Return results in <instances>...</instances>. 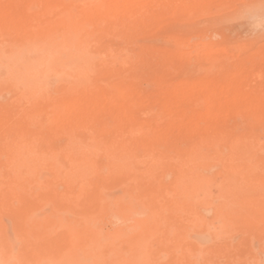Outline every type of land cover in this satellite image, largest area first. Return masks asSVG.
<instances>
[{"label": "bare ground", "instance_id": "6f19581e", "mask_svg": "<svg viewBox=\"0 0 264 264\" xmlns=\"http://www.w3.org/2000/svg\"><path fill=\"white\" fill-rule=\"evenodd\" d=\"M233 1L0 0V83L20 88L17 110L0 113V264H264L236 252L239 233L264 249L257 59L229 65L230 48L205 32L168 34L182 49L102 42ZM194 55L210 66L168 80L174 59ZM153 64L164 70L145 93Z\"/></svg>", "mask_w": 264, "mask_h": 264}, {"label": "rangeland", "instance_id": "374dc122", "mask_svg": "<svg viewBox=\"0 0 264 264\" xmlns=\"http://www.w3.org/2000/svg\"><path fill=\"white\" fill-rule=\"evenodd\" d=\"M236 2H238V3H236ZM234 3H235V5H234ZM263 10H264V0H244V2H243V0H234L232 2L231 6H229V7H226V8L225 7H214L209 12L199 13V14L197 13V14L193 15L192 18H191V20H194L193 22L190 21V18L184 19V20H181V21L178 20L180 22H178L177 20L176 21H171V22H168V23L165 22L164 24H162V25H165V26H159V28L158 27L155 28V30L157 29V31H155L154 28H149V30L145 31V33H139V32H135L134 33L133 32L134 34L132 33L130 35V36H133V38L131 37L132 39L130 37H128L129 39L127 38L128 40H125L126 39L125 37L123 39H120L119 36H112V37L111 36H107V37L103 38L102 42L103 43L104 42L105 43L108 42L110 44L113 43L114 45L113 44L112 45L114 47H115V45L116 46L118 45L117 47H122V46L126 47L127 46L128 49H130V50L135 48L132 51L135 52V53H139V51L142 52V51H145L148 48H155L157 50H163V49L168 48V47L174 48L175 46H176V48H180V49L184 48V47H181V46L175 44V42L173 43L174 40H171V38H168V36H167L168 34H171V33L177 34V33H179V31L182 34H186L187 33L189 36L193 37L194 40H196V37L201 32L202 33L205 32L208 35H213V36H215L217 34L215 36L217 43L220 46H221V43H222L223 47L225 46L227 48H230L229 49L230 52H229V56H228L229 57L228 58V64L229 65L233 64V63H236V62L247 61V60L250 63L251 60L255 61V59H257V62L255 61L256 63L254 62V63H252L250 65L252 66V68H254L253 70L255 72H257L259 70H263L264 71V63H263V61L261 62V58H264L263 57V55H264V52H263L264 51V43H263V41H264V12H262ZM253 15H255V16H253ZM258 15H260V16H258ZM194 17H195V19H194ZM256 17H258V19ZM178 23L181 25V27H180V25ZM174 24H175V26H174ZM168 27H169V29H167ZM179 28H180V30H179ZM181 29H183V30L181 31ZM153 31H154V33H153ZM211 31H213L214 33L211 32ZM156 39L158 40V42L156 41ZM127 42H130V43H128V45H131L132 47L128 46ZM132 42H133V44H132ZM242 43L245 46L242 47V45H243ZM258 43L260 44V46L259 45L256 46V44H258ZM261 43H263V46L261 45ZM149 44H152L153 47H151V45H149ZM239 44H241V45H239ZM171 45H172V47H171ZM0 46L1 47L3 46L4 50L6 48L8 49L9 42L1 43V41H0ZM4 46L6 48H4ZM246 46H247V48H245ZM161 47H163V49ZM186 48L187 47H185L186 51H190L188 48L187 49ZM260 48H261V50H260ZM7 49H6V51H7ZM257 50H259L261 53L263 52V55L260 54V52H258ZM237 53H238V55H237ZM251 54L254 56V58H253V56ZM244 55H246V56H244ZM232 56H233V58H232ZM255 56H256V58H255ZM246 58H249V59L245 60ZM205 59L206 58L200 59L199 57H196L194 55L193 59L190 62L187 61L189 63L185 62L184 64H182L180 59H178V58L174 59L172 61L173 62L172 63L173 67L170 68L171 71L168 73L169 74L168 77H167L168 80L176 81V80H178L180 78H183V77H196V75H198V74L200 75L201 72H203V70L207 69L210 66V63H211V59L210 58H207L206 60ZM203 60H205V61H203ZM138 63L140 64V62H138ZM256 64H257V66H256ZM159 66H160L159 64H153L152 66H148L144 70L145 72H147L146 74L149 75V78L146 77L145 79H143L144 81L141 80L142 82H140L139 84H140L141 90L143 89L142 91H144L145 93H151L156 88L154 82L150 78L152 76L154 77V76L162 74L164 69L162 68V66H160V67ZM201 66H203L205 69L202 67L203 68V70H202ZM142 69H144L143 66H142ZM174 69H176V70H174ZM154 71L155 72L159 71V72L155 73ZM191 71H193V72H191ZM198 71H199V73H198ZM188 73H190L189 76L187 75ZM175 78H177V79H175ZM253 78L258 81V85H259V83L261 84L262 81H264V80H262L263 78L261 79L260 77H257V76H254ZM259 78H260V80H259ZM148 79H150V80H148ZM254 79H252V84L257 86V83H256L257 81L256 80H255V84L253 83ZM5 80H3V83L5 82V84H1L0 83V92H3V94L1 93V95H0V103H1V105H0L1 106L0 107L1 110L0 111H2L0 113L4 112L5 114H7V112H8L9 114H11V113H14L13 111L17 110V108H18V106H17L18 103L16 101L17 100L16 98H17V96H19L20 88L18 86L13 85L10 82L7 83V81H5ZM6 83H7V85H6ZM147 88H148L149 91L147 90ZM5 90H6V93H4ZM16 90H19V91H17V93H14ZM12 93H13V99L9 98L10 96L12 97ZM3 95L5 96L4 98H3ZM2 99H4V101L7 99L8 102L5 101L6 102L5 103ZM14 99H16L15 100L16 103H14L15 102ZM149 103H146L145 105L142 106V110H141L142 114L141 115L143 117H150L151 116V110H152L153 102L152 103L149 102ZM12 104L15 107L11 106ZM7 105H10V106H7ZM8 107H10V108L14 107V108L10 109ZM3 108L4 109L6 108L5 111H3ZM7 108L10 109V110L7 111ZM262 136L264 137V135H261V139H263ZM58 142L61 143V141H58ZM218 180H220L219 177L217 178V181ZM217 181L215 180V181H211V182L207 183L208 184L207 186L209 187V189H207V190L210 191V189H211V194L214 197L218 196V194L220 193V190H219L220 187L217 184L219 182H217ZM6 182H7V180H5L3 177L0 176V184H4ZM214 182H216V183H214ZM212 184H214V186ZM116 188H117V186L115 188L113 187V188L109 189V193L110 194H114V192H116L117 194L122 193L123 190H121L122 189L121 187H118L117 189ZM113 189H116V190H113ZM111 190L113 191V193H112ZM116 193H115V195H116ZM50 206H51V204H50ZM50 206L48 205L47 207H45V210L46 211L52 210V206L51 207ZM3 220H4V222H5L6 226H7L6 229L8 231V234L11 235V236H14V231H15L14 230V222L12 220L11 215L10 214H5L4 217H3ZM104 221H105L104 222L105 225L108 226L109 225V224L107 225L108 222L106 223V220H104ZM242 236L243 235L239 233V235L237 237V239L239 240L240 243H238V240L236 241L237 248H239V249L236 248L237 249L236 252L239 253V254L240 253L241 254L242 253L246 254V253H249L251 250H254V251H256V253L261 258H263L264 257V249H262L260 247L259 239L257 237H249L247 235H245V238H244V236L243 237ZM251 239H255L256 242L254 240L251 241ZM253 243H255V244H253ZM250 244H251V246L252 245L253 246L251 247ZM240 245H241V247H240ZM242 246H245V247H242ZM257 251H259V252H257ZM259 253H261V254H259Z\"/></svg>", "mask_w": 264, "mask_h": 264}]
</instances>
